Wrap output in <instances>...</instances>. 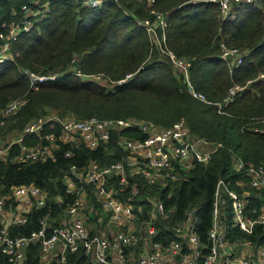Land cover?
<instances>
[{
    "label": "trees",
    "instance_id": "16d2710c",
    "mask_svg": "<svg viewBox=\"0 0 264 264\" xmlns=\"http://www.w3.org/2000/svg\"><path fill=\"white\" fill-rule=\"evenodd\" d=\"M86 1L0 0V34H8L23 18L24 5L44 10L32 30L21 32L12 43L11 58L0 62V111L24 95L27 102L13 125L20 131L31 120L51 112L62 118L75 115L76 119L93 115L137 118L161 127L183 118L192 134L222 143L208 163L196 164L184 177L168 179L165 185L150 183L142 175H129L125 187L119 186L116 175L108 183L121 200L134 204L140 223L149 219L153 198L159 196L163 200L171 211L168 218L159 216L155 221V238L162 241L181 239L175 226L187 208L196 207L197 233L207 251L211 242L208 231L214 223V191L220 178L239 193H246L249 214L256 216L264 200L263 190L253 187L246 173L237 170L232 161V156L238 154L246 162L264 165V132L249 125L264 119V78H258L264 73V0L235 5L227 17L222 16L219 3L206 0H156L153 5L149 0H104L97 6ZM151 6L168 13V44L178 55L191 59V78L210 100L220 101L231 86L253 80L226 107L229 114L219 113L215 104L192 97L172 65L151 50L147 29L140 22L152 18ZM222 40L245 52L242 64L230 68L221 56ZM77 70L84 74L104 73L108 80L84 78ZM30 72L49 77L32 83ZM128 74L133 75L119 82ZM111 84V88L107 87ZM60 131V122L52 119L46 123L43 135H59ZM121 136L143 138L146 134L132 127L115 130L108 143L96 148L60 142L52 156L34 162L14 160L20 151L19 145H14L6 158H0V198L11 196L15 186L34 184L43 189L47 199L44 206L35 205L26 213L24 223L13 224L11 233L32 234L46 216L48 233L61 225L67 204L74 198L66 191L65 176L70 174V167L123 159L127 152L120 144ZM42 141L47 142L36 134L24 139L28 145ZM134 185L138 188L136 195L131 193ZM86 187L100 210L102 204L97 200L95 186ZM222 210L221 230L231 244L246 237L255 244H264V223L257 224L254 233L246 234L235 224L230 205H224ZM97 214L91 216L94 221ZM135 249L138 255L140 248ZM41 250L40 242H31L23 264H63L60 252L43 261ZM64 259L65 264H93L91 256L82 249L66 250ZM0 264H14L1 248Z\"/></svg>",
    "mask_w": 264,
    "mask_h": 264
},
{
    "label": "built area",
    "instance_id": "2783aa9c",
    "mask_svg": "<svg viewBox=\"0 0 264 264\" xmlns=\"http://www.w3.org/2000/svg\"><path fill=\"white\" fill-rule=\"evenodd\" d=\"M103 1L87 0L86 3L97 6ZM206 1L219 3L222 16L227 17L235 5L255 0ZM38 2L35 1L36 4ZM155 2L156 0H149L150 5ZM23 10L25 11L23 18L12 26L10 32L0 34L3 39L0 44V62L11 58L12 43L18 39L21 32L32 30L36 23L42 19L44 12L42 8L34 10L29 5H24ZM149 13L152 18L140 19V22L147 29L151 50H157L172 65L176 74L183 79L186 89L192 97L201 102L215 104L219 113L229 114L226 107L233 102L238 92L244 90L253 80H248L245 85L231 86L227 96L220 101L210 100L204 92L196 88L191 78V59L178 55L168 44V13L153 6ZM220 48L221 56L231 69L243 63L245 52L239 47L222 40ZM77 73L84 78H91L98 82L108 80L104 73L84 74L80 70H77ZM29 75L32 78V83L43 81L49 77L34 72H30ZM132 75L128 74L119 82L126 81ZM258 78H264V73L260 74ZM22 105L19 100H11L0 111L2 122L17 113ZM52 119H57L60 122V134L56 135L52 132L43 135L46 123ZM129 127L141 130L146 136L143 138L120 137V144L127 152L126 157L112 163L101 164L98 161H91L84 167L76 164L70 167V174L65 176L66 191L73 194L74 198L71 203L67 204L66 218H63L61 225L52 227V231L48 233L50 224L48 216H46L41 220L40 228L32 234L11 233L13 224L24 223L27 220L26 213L17 215L8 223H0V248L9 261L14 264H23L28 245L35 241L41 243V258L43 260L61 247L63 264H65L64 255L68 249L71 251L84 250L91 256L93 264H264V244H255L247 237L242 238L238 243L231 244L221 230L222 208L229 204L235 224L246 234L254 233L255 226L264 223V200L256 216L249 214L246 211V193L241 194L231 188L225 179L218 180L214 191V223L208 231L211 242L207 251L197 233L199 217L196 207L187 208L182 220L175 226V233L181 239L162 241L155 238V235L158 234L155 221L159 216L168 218L171 211L167 209L163 200L159 196H155L152 200L153 208L149 212V219L138 223L136 219L138 213L134 204L121 200L116 189L108 186L109 179L115 175L119 176V186L122 187L128 185L129 175H142L150 183L165 185L168 179L175 181L184 177L196 164L208 163L222 143L192 134L183 118L170 126L161 127L150 121L137 118L91 116L86 119H60L53 116H40L25 126L22 136L17 141L6 142L0 136V158H6L10 154L11 148L16 144L19 145L20 151L14 156V160L21 162L47 159L54 154V150L60 142L73 143L74 145L84 143L90 148H96L100 144L108 143L113 131ZM254 130L264 132L263 128ZM32 134L39 135L42 140H47V142L43 143L42 141L31 145L24 143L25 136ZM67 155L70 156L71 152H67ZM232 161L237 170L246 173L249 183L253 187L263 190L264 197V165L246 162L238 154L232 156ZM87 184L95 186L98 202L109 213V222L124 225L127 227L126 230L117 231L112 236L93 231L87 216L94 212L92 210H94L95 204L86 200ZM132 188V195H136L138 188L136 185ZM8 198H27L34 201L37 207L46 204L45 192L39 186L34 184L15 186L11 196L0 198V218L7 210ZM253 211L255 212L256 209ZM137 242L142 244V252L137 256L128 253V248Z\"/></svg>",
    "mask_w": 264,
    "mask_h": 264
},
{
    "label": "crops",
    "instance_id": "0c3cea01",
    "mask_svg": "<svg viewBox=\"0 0 264 264\" xmlns=\"http://www.w3.org/2000/svg\"><path fill=\"white\" fill-rule=\"evenodd\" d=\"M240 184L243 185L242 182H240ZM45 198L47 199L46 193H45ZM19 199H22V200H19ZM19 199L17 198V199H10L9 200V198H8L7 210H6L5 214L3 215V217L0 218V223H4V222L8 223L17 215H19L21 213H28L32 209V207L35 206V202L32 200L30 201L27 198L26 199L19 198ZM58 200H60V198H58ZM86 200L91 204H95V208H94V210H92L94 212H91V214L87 216L88 222H90V225L93 228V231L102 232L108 236H112L113 234L117 233V231L119 232L121 230L127 229V227L124 225H119L116 223H114V224L110 223L109 222L110 216L109 215L107 217L104 216L103 213L105 210L103 209V207L100 210L96 209V203L92 200L91 196L88 194L87 187H86ZM101 213L103 214L104 219L100 216ZM95 214H97L96 215L97 221H94V218L91 217V216H94ZM64 218H66V215L64 216ZM102 219H103V221L101 222L100 220H102ZM136 219L138 221V217ZM138 223H140V222H138ZM105 225H109L110 230L105 229ZM111 226H117V227H119L120 230H116V228H112ZM132 247H133V249H132L133 251L128 249L127 250L128 253H133L137 256L136 252H138V251L135 249V247L140 248V251L142 252V244L140 242L135 243L134 245H132ZM57 252L61 253V247L58 248L57 250H55V252L52 255L50 254L51 256H49L47 259H45V260L42 259V260L43 261L50 260L51 257L54 254H56Z\"/></svg>",
    "mask_w": 264,
    "mask_h": 264
},
{
    "label": "rangeland",
    "instance_id": "374dc122",
    "mask_svg": "<svg viewBox=\"0 0 264 264\" xmlns=\"http://www.w3.org/2000/svg\"><path fill=\"white\" fill-rule=\"evenodd\" d=\"M157 51V50H155ZM159 53V52H158ZM179 76V75H178ZM113 84V83H112ZM107 85V87L111 88L113 85ZM13 100H19L20 102H22V104H26L27 102V98H25L24 95L22 96H18L16 98H14ZM22 105V106H23ZM22 108V107H21ZM20 108V109H21ZM19 109V110H20ZM41 116H53V117H58L60 119H64V118H77L75 115H66L64 118L60 117V115H58L56 112H51L49 113L48 115L46 114H43ZM93 116H96V115H93ZM40 117V116H39ZM38 118V117H37ZM18 121V112L17 113H14L12 114L11 116H9L7 118L6 121L2 122V118L0 119V136H2V138L6 141V142H15L17 141L23 134V130H18L17 127H13L14 123ZM256 122H252V123H249L250 127L252 129H255V128H263L264 129V121H258V120H255ZM25 128V127H24ZM104 216L107 217L109 215V213L105 210L104 211ZM103 214L101 213L100 216L104 219L103 217ZM62 216V215H61ZM60 216V218H61ZM64 218V217H63ZM100 220L101 222L103 221ZM137 222V221H136ZM112 228H116V230H120L119 227L117 226H111ZM140 228V227H139ZM105 229H109V225H105ZM125 229V228H124ZM138 230V229H137Z\"/></svg>",
    "mask_w": 264,
    "mask_h": 264
}]
</instances>
